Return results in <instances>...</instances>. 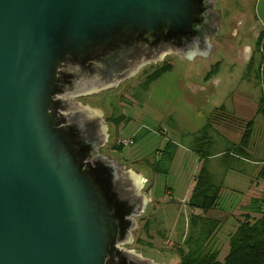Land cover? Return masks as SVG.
Wrapping results in <instances>:
<instances>
[{"label":"water","instance_id":"water-1","mask_svg":"<svg viewBox=\"0 0 264 264\" xmlns=\"http://www.w3.org/2000/svg\"><path fill=\"white\" fill-rule=\"evenodd\" d=\"M215 5L0 0V264H161L125 248L146 179L102 151L105 111L81 99L207 57Z\"/></svg>","mask_w":264,"mask_h":264},{"label":"rangeland","instance_id":"rangeland-1","mask_svg":"<svg viewBox=\"0 0 264 264\" xmlns=\"http://www.w3.org/2000/svg\"><path fill=\"white\" fill-rule=\"evenodd\" d=\"M215 9L221 22L208 58L166 56L119 88L82 100L92 107L102 104L105 111L110 139L102 151L146 179L142 192L150 202L125 248L156 263L181 264L175 244L200 257L218 251L217 261H223L237 227L236 202L264 193V181L258 179L264 164V115L258 113L264 75L259 70L261 54L254 52L264 31V0H216ZM162 64L171 70L145 88L146 76ZM121 116L123 121L115 124ZM246 131L244 147L240 143ZM122 139L128 145L121 146ZM232 146L244 148L247 159L225 156ZM204 163L214 182L223 185L222 212L203 214L187 206ZM193 215L199 218L196 228L191 225ZM206 218L217 220V225L201 250Z\"/></svg>","mask_w":264,"mask_h":264},{"label":"trees","instance_id":"trees-1","mask_svg":"<svg viewBox=\"0 0 264 264\" xmlns=\"http://www.w3.org/2000/svg\"><path fill=\"white\" fill-rule=\"evenodd\" d=\"M254 52H259L261 54L259 70L264 75V31H261L257 38ZM252 61L253 57H251L249 61V66H251ZM168 70H171V66L169 64L163 65L160 69L148 76L142 85L146 88L150 82L154 81ZM217 110H223V108L221 107ZM258 113L264 115V92L259 103ZM123 119V116H121L113 121L118 125ZM207 126H211V121ZM247 143L248 131H246L243 136L240 145L247 147ZM224 155L237 157L239 159H247L248 157L245 149L237 146H232V149L227 150ZM208 157L209 156H206L205 158L207 159ZM204 161L207 162L206 160ZM258 177V179L264 181V164L258 173ZM222 190L223 185L214 182L212 175L206 168V163H204L195 177L187 206L191 210L202 211L203 214H209L217 210L222 212L219 209ZM246 210L247 213L240 216L242 218L237 219V227L229 236V249L223 261H217L218 251H208L200 257L196 253L185 252L181 246L175 244L173 245V250L181 259V264H264V193L253 199ZM252 214L257 217H253ZM198 220L199 218L196 215L191 217L192 228H196L199 225ZM216 225L217 220H212L210 218L203 219L202 226L206 227L207 231L203 229L200 231V238L202 239L201 250L206 248L209 235H214V228H216Z\"/></svg>","mask_w":264,"mask_h":264},{"label":"crops","instance_id":"crops-1","mask_svg":"<svg viewBox=\"0 0 264 264\" xmlns=\"http://www.w3.org/2000/svg\"><path fill=\"white\" fill-rule=\"evenodd\" d=\"M264 192V191H263ZM236 195H241V193H239V192H237L236 191ZM255 198H257L256 196H254V195H251L250 197H248L247 199H245V200H242V201H240V202H236L237 204V209L239 210V213L235 216V220H237V219H240V218H242V217H240V216H242V215H245L246 213H247V210H246V208L249 206V204L251 203V201L253 200V199H255ZM238 203H240V204H238ZM222 211V210H221ZM231 216L233 215V213L232 214H230ZM252 216L253 217H257L256 215H254V214H252ZM232 218V217H231ZM229 248V247H228Z\"/></svg>","mask_w":264,"mask_h":264},{"label":"built area","instance_id":"built-area-1","mask_svg":"<svg viewBox=\"0 0 264 264\" xmlns=\"http://www.w3.org/2000/svg\"><path fill=\"white\" fill-rule=\"evenodd\" d=\"M119 144L121 146H126V145H128V141L126 139H122V140H119Z\"/></svg>","mask_w":264,"mask_h":264},{"label":"flooded vegetation","instance_id":"flooded-vegetation-1","mask_svg":"<svg viewBox=\"0 0 264 264\" xmlns=\"http://www.w3.org/2000/svg\"><path fill=\"white\" fill-rule=\"evenodd\" d=\"M164 64H162V65H160L159 67H157L155 70H153V72H151L150 74H148L147 76H146V78L148 77V76H150L151 74H153L155 71H157L158 69H160L162 66H163ZM151 66V65H150ZM84 98H82L81 99V101L83 100Z\"/></svg>","mask_w":264,"mask_h":264}]
</instances>
